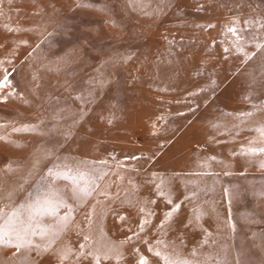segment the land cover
I'll use <instances>...</instances> for the list:
<instances>
[{
  "label": "rangeland",
  "instance_id": "rangeland-1",
  "mask_svg": "<svg viewBox=\"0 0 264 264\" xmlns=\"http://www.w3.org/2000/svg\"><path fill=\"white\" fill-rule=\"evenodd\" d=\"M5 74L0 264H264V0H0Z\"/></svg>",
  "mask_w": 264,
  "mask_h": 264
},
{
  "label": "snow or ice",
  "instance_id": "snow-or-ice-1",
  "mask_svg": "<svg viewBox=\"0 0 264 264\" xmlns=\"http://www.w3.org/2000/svg\"><path fill=\"white\" fill-rule=\"evenodd\" d=\"M230 31L235 33V29H229ZM9 81V76L8 74H5L3 76V79H0V88H3ZM240 115H244L241 113ZM250 115V113H248ZM257 131H260L264 133V127L256 129ZM249 152H256V151H264V149H249ZM50 171V170H49ZM68 172H72V169H68ZM84 173L81 172H76L75 174L68 176L67 178L71 179L73 181L72 185V195L73 197L76 196V193L78 191L77 188V178H83ZM79 191L84 192L85 194H89L86 192L85 189H79ZM53 194L58 197L59 203L64 204L65 200L60 194V190L55 188L52 184H46L45 185V194ZM160 195H164V193H159ZM45 203L48 201L45 200ZM169 203L171 201L169 200ZM21 208H24L27 210V216L25 217L22 212ZM143 211V209H141ZM36 214H43L41 211V200L37 198V200L33 202H29L26 205H22L17 208H13L9 212H5L4 208H0V241H3L5 237L8 238H14L18 243H16L14 246L17 251L20 250L22 247H27L28 245L32 244L33 241L31 240L32 235H36L37 232L36 230L32 227V224L35 220V215ZM171 215V212L166 213L165 216L168 218ZM141 230H143L141 228ZM40 234H43V230ZM87 239V237H85ZM131 239V237H129ZM83 247V246H81ZM149 251H152L150 248ZM154 255L161 256V258L165 261V264H190L188 260H171L169 259L168 256L164 255L162 256L161 253L155 252ZM105 259H108V256L105 255ZM96 264H99V258L97 257ZM138 264H147V261L144 257H141L138 261Z\"/></svg>",
  "mask_w": 264,
  "mask_h": 264
}]
</instances>
